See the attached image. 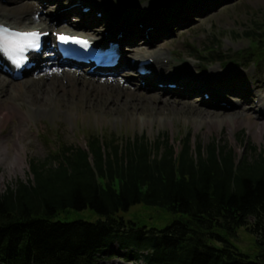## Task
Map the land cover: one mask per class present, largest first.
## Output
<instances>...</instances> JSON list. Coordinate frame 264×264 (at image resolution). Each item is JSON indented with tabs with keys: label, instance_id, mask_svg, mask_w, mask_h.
I'll use <instances>...</instances> for the list:
<instances>
[{
	"label": "trees",
	"instance_id": "16d2710c",
	"mask_svg": "<svg viewBox=\"0 0 264 264\" xmlns=\"http://www.w3.org/2000/svg\"><path fill=\"white\" fill-rule=\"evenodd\" d=\"M194 2H176L160 19L171 24ZM255 28L247 36L264 40V27ZM252 44L239 60L264 62L255 51L264 41ZM205 49L208 58H196L207 64L224 57ZM178 145L93 132L84 146L60 142L32 159L30 178L0 192V264H264V151L251 145L238 156L226 143L192 142L190 133ZM139 203L173 218L148 228L120 214ZM84 210L89 218L76 216ZM240 227L255 237L254 251L234 242Z\"/></svg>",
	"mask_w": 264,
	"mask_h": 264
},
{
	"label": "rangeland",
	"instance_id": "374dc122",
	"mask_svg": "<svg viewBox=\"0 0 264 264\" xmlns=\"http://www.w3.org/2000/svg\"><path fill=\"white\" fill-rule=\"evenodd\" d=\"M77 1L81 2L76 10L64 16L58 14L59 11L67 9L70 3L77 4ZM183 1L185 0H0V7H9L11 11L17 12L32 10L37 22L43 25L53 24L48 29L45 41L52 37V31L60 30L97 35V31L91 33L88 30L98 27L104 17H115L118 11H127L139 23L150 18L158 25H154L155 30L150 35H143L148 37L146 46L141 45L144 40L139 37L136 38L137 43L121 45L123 54L120 66L113 71L93 73L86 67L68 65L67 68L81 71V75L73 78L62 73L57 75V71L52 68L56 63L55 59L50 57L51 54L45 55L41 52L37 57L40 60L37 68L19 78L0 73V98H7L3 106L6 107L8 102H12L21 113L12 115L0 124V143L6 146V151L0 149V192L7 185L14 187L19 180L26 181L30 178L29 163L32 159L42 160L60 142L84 146L85 138L93 132L114 134L123 139L144 135L151 143L161 137H168L176 149L179 147L180 138L190 133L192 142L207 144L215 140L220 144L226 143L238 156L251 153V145L264 151V132L260 137L255 133L258 124L264 123V100H260L264 96V62H243L238 57L245 49L253 46V41H264L260 39L261 35L249 38L246 34L250 29H256L255 23L264 27V0H195L192 6L182 5L183 9L174 14L171 24H159L153 18L154 15L160 17V13L173 7L176 2L179 6ZM87 6L89 11H83ZM154 9L157 14L152 13ZM117 33L118 31L115 33L116 38ZM206 46L224 55L223 59L208 64L205 60L197 59L200 54L208 58ZM123 47L133 49H122ZM141 47L155 49L163 54L159 57L163 60L162 75L166 77L156 82L159 87L156 91L144 86L148 78L142 75L137 77L139 71L136 62L127 63L129 59L139 58L136 51ZM257 50L263 55L262 46L255 48ZM203 65L204 73L201 71ZM211 70L215 72L206 84L214 88L218 97L221 95L222 98L224 81L232 83L235 91L241 94L231 100L236 102V109L242 113L244 124L231 130L229 124L218 126L200 122L202 117L190 113L188 105L164 104L161 101L149 104L152 100L150 94L156 92L160 96L168 97L162 88L169 87L181 89L183 92L189 90L186 99L190 103L197 102L206 108H215L211 102L201 101L202 98L211 101L210 91L203 90L200 95L191 91L196 87L194 81L197 84L200 81V84L204 83L203 78ZM182 73L189 74L192 80H180ZM104 76L119 77L123 88L115 93L105 85H92L95 78ZM36 79L38 82L34 84ZM20 81L23 83L17 85ZM170 84L175 87H170ZM56 92L65 96L59 103L52 98ZM77 93L85 99L75 108ZM96 94L103 98L102 102ZM66 98H70L69 101ZM143 106L147 111L141 108ZM232 109L234 107L225 110ZM143 118L145 122H141ZM21 148L24 165L18 164L12 169L17 161H13V156ZM76 214L78 217H90L85 210ZM120 214L126 220L148 228H161L173 218V215L163 209L143 203L132 205ZM234 242L245 251H254L257 247L255 237L243 227L236 230ZM106 263L122 264L118 259L108 260Z\"/></svg>",
	"mask_w": 264,
	"mask_h": 264
},
{
	"label": "bare ground",
	"instance_id": "6f19581e",
	"mask_svg": "<svg viewBox=\"0 0 264 264\" xmlns=\"http://www.w3.org/2000/svg\"><path fill=\"white\" fill-rule=\"evenodd\" d=\"M207 2H209V0ZM76 9H77L76 5L74 3H70L67 9H63L59 11L58 14L64 16L68 12L74 11ZM182 9L183 8L180 6L178 9V12ZM34 13H35L34 11L27 10V9L17 12L13 10L11 11L9 7H6V8L0 7V23L12 25L13 27H16L19 29H35L41 33H45L49 29V27L52 26L53 24L50 25L49 23H47L46 25H43V23L37 22L34 19L35 18ZM152 13L157 14V11L154 9L152 10ZM149 17L152 18L151 15H149ZM153 18H156V15H154ZM123 20H126V22H122ZM160 21L165 23L166 25L169 24L163 19H161ZM145 25L153 26L152 27L153 29L148 28V27L146 28ZM101 30L107 31L108 35L110 34L114 38L116 37L113 34V32L117 30L121 31L122 32L121 37H117L118 42L120 43V46L121 45L126 46L132 42L133 44L137 43L136 38L138 37L139 39L143 38L144 41L141 42V45L144 46L145 44L146 46L147 45L146 39H148V37L143 36V35L144 34L150 35V33L153 30H155V27H154L153 21L150 18H148V20L145 19L144 21H141L139 23L135 19V17H133L127 11H125L124 13H120L114 18H112V20L104 19V21L101 24L99 23L98 27H92V30L90 31H94V32L97 31L99 33ZM122 49H133V47H123ZM136 52H138L139 57L143 58L142 60H145V61L148 60L145 66L149 68L152 66V69L154 70L151 74L145 75V78H148V81L147 82L145 81L144 86L151 87L152 89L156 91V89L159 88L156 86V82L166 77L165 75L163 76L162 75L163 73L161 72V70L163 69L162 68L163 63H161V61L163 60L159 56L163 55L162 52H159L155 49H148L146 47H141V49ZM39 53L40 52L32 51L30 54H28V59L33 58V59H36L37 61V57L39 56ZM45 54H48V53H45ZM0 56L3 57L6 62H8V60L4 57L3 54L0 53ZM52 57L55 59V62H56L54 63L52 68L57 71V75L59 73L60 74L62 73L64 75H67L69 78H73L75 76L81 75V71L76 70V69L67 68V65L63 61H60V59L57 57L56 54H53ZM39 61L40 60L38 59V62ZM68 62H71V61H68ZM61 64H63L64 66L63 65H62L63 67L59 66ZM37 66L38 64L36 63V68ZM10 68L11 70H15L16 66L13 64H10ZM98 69L94 71L97 72ZM27 71L28 70H24L23 73H26ZM110 71H113V69H111ZM213 72L215 71L211 70L210 74H208L205 78H203L204 83L202 82V84H200L201 83L200 81L199 83L200 86L199 84H197V81H194V84L196 87H194L191 91H194L197 95H200V93L203 90L207 92L210 91L209 94H210L211 101H207L206 99H203V98L201 99V101L205 103L211 102L214 105L213 107L215 108L209 109V108H206L198 104L197 102L190 103L186 99L188 93L190 92L189 90H186V92H183L181 89H170L169 87L162 88L163 92L169 95L168 97L160 96L159 94H156V92H154L150 94V99L152 100L149 102V104L153 105L161 101V103H164V104L173 103V104H178L182 106L188 105V109L190 110V113L195 114L196 116L202 117L199 120L200 122H206L209 125L213 124V125H218V126H221L223 124H229L231 130L232 128H236L244 124L245 121L242 117V113L236 109L237 108V104H235L236 102L233 103L234 101L231 100L232 97H240L241 94L235 91V87L233 86L232 83L228 81L227 82L224 81V85L222 87V92H221V94H223L222 98H221V95L220 97H218L219 95L215 92L214 88H211L212 86H209L206 84L207 81L211 79V75ZM227 72H229V70L226 71V73ZM0 73L7 75V76L10 75L6 73L5 71H3L1 66H0ZM139 76H140V73L137 75V77ZM57 78L60 79L59 76ZM2 79L4 80V78ZM187 79L192 80L189 74L182 73L180 80L185 81ZM37 82H38L37 79L36 81L34 80V84H37ZM22 83L23 82L20 81L17 83V85H21ZM93 84L103 85V86L105 85L106 87L109 88V90L114 91L115 93H117V90H121L123 88L121 79L119 77H112V76H107V77L104 76L100 78H95L92 81V85ZM140 86L142 87L143 84ZM96 96L99 98L100 102L103 101V98L99 94H96ZM263 97L264 96H262L260 100H264ZM52 98L57 103H59L65 98V96H61L56 92L52 96ZM66 99L69 101L70 98H66ZM84 99L85 98L83 97V95H81L80 93H77L75 108L79 107V104L83 102ZM6 101H7L6 97L0 98V124L4 120L10 119L12 115L21 114L18 108L12 102H8V105L4 107L3 102H6ZM222 101L223 103H221ZM262 103L264 104V101H262ZM231 107H234V109L229 110V111L225 110ZM141 108L144 111H147V108H145V106ZM141 122H145V119L143 118ZM247 124L249 125L248 121H247ZM263 132H264V123L262 122L258 124V128L255 133L259 135L260 137V136H263ZM0 149L6 151V146L0 143ZM16 151L17 153L13 156V161L14 160H17V161L12 165V169H14L18 164L20 166L24 165V157L21 155V152H23V149L21 148Z\"/></svg>",
	"mask_w": 264,
	"mask_h": 264
},
{
	"label": "snow or ice",
	"instance_id": "6c2138e0",
	"mask_svg": "<svg viewBox=\"0 0 264 264\" xmlns=\"http://www.w3.org/2000/svg\"><path fill=\"white\" fill-rule=\"evenodd\" d=\"M41 34L36 31L26 32H0V51L12 59L16 63H20L23 59V53L29 49H38L40 47ZM62 42L67 43L71 40L74 43L87 45L86 40L77 39L65 35L58 37Z\"/></svg>",
	"mask_w": 264,
	"mask_h": 264
}]
</instances>
